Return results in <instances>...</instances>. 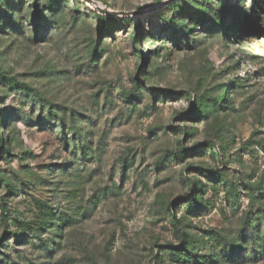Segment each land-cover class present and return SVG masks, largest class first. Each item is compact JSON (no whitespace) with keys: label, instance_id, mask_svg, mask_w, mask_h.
<instances>
[{"label":"rangeland","instance_id":"374dc122","mask_svg":"<svg viewBox=\"0 0 264 264\" xmlns=\"http://www.w3.org/2000/svg\"><path fill=\"white\" fill-rule=\"evenodd\" d=\"M34 1L0 0V134L10 153L0 146V264H188L155 255L209 229L240 245L219 264H264L247 261L264 239V31L243 19L254 9L264 26L260 0H95L111 13L89 0H38L40 20ZM204 5L203 20L190 21ZM137 85L142 99L126 100ZM224 92L232 102L214 107ZM70 122L87 134L89 155L69 140ZM207 170L225 171L238 196ZM189 180L209 183L198 216L183 203L195 193ZM38 199L74 218L44 232L59 242L50 252L9 234L42 215Z\"/></svg>","mask_w":264,"mask_h":264},{"label":"trees","instance_id":"16d2710c","mask_svg":"<svg viewBox=\"0 0 264 264\" xmlns=\"http://www.w3.org/2000/svg\"><path fill=\"white\" fill-rule=\"evenodd\" d=\"M222 3V2H221ZM256 4L259 3V6L261 8V10L264 11V0H260L259 2L256 1ZM172 8L174 11H179L180 9H184L182 7V5H180V3L175 2L173 4ZM222 5V4H221ZM220 5V6H221ZM34 6L37 8V20H40L43 16H44V12L40 9L39 6V2L38 0L34 1ZM47 8L46 9H53V4L51 2L46 3ZM199 11L203 12L202 15L200 16H196V14L194 15L193 13L189 12V16L188 19L191 21L192 18L193 19H198V20H203V17L206 16L207 12L209 11V8L204 5V7L199 8ZM212 13L215 14L216 17H218V22L220 26H223L224 29L225 28V24H224V14L220 13L219 10H217L216 7L212 8ZM243 15H244V21L246 22L245 24H249L250 21L255 22V24L257 23V26L255 25V27L262 29L264 31V26L262 28H260V18L258 15H254V9L252 10V13L246 11H243ZM103 20H107V18L105 16L102 17ZM122 21H131V18H123L121 19ZM217 21V20H216ZM259 24V25H258ZM189 24L187 27L184 24H178L177 25V29H179V27H181V29L183 30V33L188 35V31L191 33L192 32V27H190ZM189 27V30L187 31V28ZM235 27V26H234ZM136 31L138 32V26H136ZM134 42H138V36H134L133 37ZM139 57H143V53L141 52V50H139L138 53ZM2 78H4L5 82L8 83V85H18V87L20 89L28 90L29 88L24 85V84H17L15 83L12 79H7L6 76L1 75ZM232 83V82H231ZM143 88V86L141 85H137L136 87H134V90L125 92L123 94L124 98L126 100H134L135 98L138 99H142L140 98V93L139 91ZM229 88L232 87H227L226 89L229 90ZM152 92V91H151ZM33 100L37 99L39 102H46L44 99L40 98L38 96L37 93L33 92ZM225 100V101H224ZM135 101V100H134ZM134 101H129V103L134 104ZM226 103L229 104L232 102V98L228 97V92H224V94L221 95L220 99H216L214 101V107H219L222 106L221 103ZM43 103V104H44ZM50 109H49V114L50 116H54V117H58L56 113H54L51 110V106L49 105ZM64 124V122H62ZM68 129L70 130L71 133V137H69V140H73L75 145L78 146L80 145L81 148V154L84 156H87L90 154L89 149H90V141L86 140L84 142V139L86 137L87 134H85L84 132H82L81 128H77L72 122L69 123ZM67 131V130H65ZM65 131H63V136L66 135ZM209 143V142H207ZM210 148H214V144L213 143H209ZM0 146L1 148L4 150L5 154H7V156H10L9 153V148L7 146L6 143V139L4 136H2L0 134ZM177 154L180 155L179 152H177ZM123 163H124V167L127 166V158L123 159ZM208 175H210V177L213 178L214 180V184L215 185H223V189L225 190L227 197L232 198V197H236L238 196L240 190L239 187H237V185H235L234 183L228 181L227 178V174L225 171H217V170H207ZM210 179V178H208ZM0 181H4V179H2L0 177ZM189 182L191 183V188L192 190L196 193V195L198 193L203 194V196L201 197H195V193L191 194L189 193L186 197L189 196V198H187L183 203H185V205H187V207H189V211L196 213V216L201 215L204 211L208 210L209 208V203H208V199L205 200V195L208 192V184H203V183H199V188L196 189L194 187L193 182H191L189 180ZM3 185L6 186V188L9 190V192H11L13 190V185L9 182H7V180H5V182H3ZM242 187V186H241ZM247 187V185L245 186ZM213 189H216L215 186H213ZM254 190L256 189H250V191L252 193H254ZM254 195H256V193H254ZM37 203L40 205L41 209H42V215L32 221L26 224V227L23 229L22 234H19L17 232H9L10 235H12L13 238L17 239V241H24L25 243H34L32 241V238H37L41 243L42 246L44 247V249L47 250V252H50V245L51 244H59V242H57V240H55V238H43V234L45 231H56L55 233H60L62 230V226L64 225H68L71 226L74 224V218L72 216H65V214L62 212H60L59 214H56V211H52V208L49 204L44 203L41 200H37ZM3 222L5 224H7L8 222V217L10 215V212L8 211V206L7 204H5L3 206ZM171 209V208H170ZM172 222H174V225H176L179 222V219L172 215ZM257 228H259V231L261 230V226L259 225V227L257 226ZM47 229V230H46ZM202 232L198 235H196L197 237L195 238L192 234H190L189 232H183L182 237L180 238L181 242L178 246H174L173 244H170L169 248L165 247V248H159L157 250V253L155 255V258L157 260H163V258L165 257V251L168 250L170 251L169 253L172 256H176L178 255V259L181 262L182 260H184V263H188V264H219L221 261H234V256L236 254V252H238V249L240 248V245L238 243H232L230 241H227L224 236L217 231L216 229H209V230H201ZM62 235H59L58 238H61ZM261 242H258L253 248L254 251L256 253H254V256H252L251 258H247V261H251V262H256V261H263L264 260V239L261 238L260 239ZM210 247L213 251H214V255H216V257H211L208 254H203V249ZM260 248V251L256 250L257 248ZM179 253V254H178ZM246 253V252H245ZM248 257V256H247ZM161 258V259H160ZM6 263L8 264H12V261H7Z\"/></svg>","mask_w":264,"mask_h":264},{"label":"water","instance_id":"95a60500","mask_svg":"<svg viewBox=\"0 0 264 264\" xmlns=\"http://www.w3.org/2000/svg\"><path fill=\"white\" fill-rule=\"evenodd\" d=\"M89 1L93 2L94 4H96V8H98L99 10H101V11H105V12H107V13H111V12H109V11H106V9L101 8L100 6H98V5H97V4H98L97 1H95V0H89Z\"/></svg>","mask_w":264,"mask_h":264}]
</instances>
